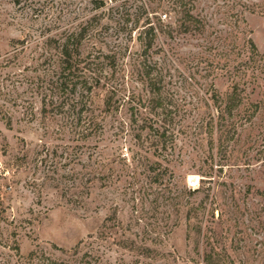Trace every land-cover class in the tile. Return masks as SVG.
Masks as SVG:
<instances>
[{
  "label": "rangeland",
  "instance_id": "obj_1",
  "mask_svg": "<svg viewBox=\"0 0 264 264\" xmlns=\"http://www.w3.org/2000/svg\"><path fill=\"white\" fill-rule=\"evenodd\" d=\"M177 1L0 0V264H205L209 252L264 264V0L186 1L204 27L194 34L168 13ZM158 19L171 29L145 51ZM81 30L82 57L104 71L87 137L80 90L56 86L61 45ZM149 79L179 131L154 155L140 130ZM234 86L240 105L210 134L208 98ZM189 189L177 213L161 197Z\"/></svg>",
  "mask_w": 264,
  "mask_h": 264
},
{
  "label": "trees",
  "instance_id": "obj_2",
  "mask_svg": "<svg viewBox=\"0 0 264 264\" xmlns=\"http://www.w3.org/2000/svg\"><path fill=\"white\" fill-rule=\"evenodd\" d=\"M189 3V0H179L175 3L174 7H171V10L168 11V13H173L176 16H179L180 24L178 25L180 32H183L185 34H194V33H201L203 31V23L202 21L196 17L193 14V7L187 6V2ZM163 15L166 17V13H163ZM149 26L141 33V45L145 49V51L152 48V45L154 44V40L157 37L158 34L163 33L164 28L171 29V25H166L163 20L158 19V25L154 26L151 25L150 22H147ZM82 30L75 34H70L66 39L64 40L63 44L61 45V50L59 52L60 54V62H59V73H57V81L56 86L57 89L61 90L63 93L68 92L69 94H76L79 89V93H81L80 98H78L76 104H75V123H78L81 126V136H92L93 134H96L98 131V124L93 121L95 117L91 114V108L92 103L88 102L90 95L92 93H95L96 90H99V85L102 81V75H103V68L101 65V61H99L98 57H92L90 54L86 55L85 57H82ZM81 46V47H80ZM103 62L104 60L111 61L113 58H111L108 55H103ZM95 60V61H94ZM149 74L147 73V77L149 78ZM149 92L151 93L152 97L145 100L146 107L144 103H141V106H144V109L146 112L144 113L145 118L143 119V125L141 127V131L147 128V135L150 136V140L148 143V146L150 149L153 148V154H156L158 151L165 149L167 145V141L171 140V149L174 144V140L176 138V131L174 123L167 122L165 119V116L163 115L162 109V102L159 97L160 94V88L156 86V82L154 83V79H149ZM95 90V91H94ZM237 88L234 86L232 87V90L230 93H227L226 95H220L216 91H213L212 94L209 96L208 100L212 102V105L214 106V110L216 113L215 115H210V128L208 129V132L210 134L213 133V130L216 131L218 128H222L224 125L222 124V121L224 120V116H232V111L236 109L240 105V99L239 94H237ZM238 98V99H237ZM103 103L106 105L107 110L111 108V98L105 99ZM76 105L78 109H76ZM91 105V106H90ZM223 106V107H221ZM91 107V108H90ZM84 114H87V120H85L83 123H81ZM84 124V125H82ZM208 123L206 124L207 127ZM220 126V127H218ZM173 152V151H172ZM153 171V170H152ZM161 178V174L154 173L151 177V183H157ZM195 193H197V190L188 192L185 191H179L176 192H169L167 195H165V190L162 194V198L166 202H170V205L174 208L173 211L176 213L179 211L180 205L177 201L179 198L183 197V195L193 196ZM174 201L176 203H174ZM179 206V207H177ZM175 207H177L175 209ZM199 210V206H196V208H192L191 212L193 214L197 213ZM111 219H105L103 223V227H106L107 222ZM162 221V219H161ZM108 228V227H107ZM110 230V227L108 228ZM101 234V233H100ZM109 234L106 230L104 235ZM124 234V230H123ZM123 236V235H121ZM152 240L151 241H159L161 238H164L163 233H157L154 232L151 234ZM121 245L124 244V241H120ZM125 242H128V239H125ZM133 244V243H130ZM78 248V245L74 247L76 250ZM135 247H130V249ZM134 250V249H132ZM138 256L140 259L142 258H148L153 259L154 257H150L148 255L149 252H152L151 249L148 247H138ZM209 252L204 256L203 262L205 264H212V255ZM90 255V254H89ZM91 259L97 257L95 255H90ZM102 258L99 256V264H101ZM121 262V261H120ZM131 264H140L137 261H130ZM116 262H108L107 264H115ZM96 264V263H95Z\"/></svg>",
  "mask_w": 264,
  "mask_h": 264
},
{
  "label": "built area",
  "instance_id": "obj_3",
  "mask_svg": "<svg viewBox=\"0 0 264 264\" xmlns=\"http://www.w3.org/2000/svg\"><path fill=\"white\" fill-rule=\"evenodd\" d=\"M191 185H192V183H191Z\"/></svg>",
  "mask_w": 264,
  "mask_h": 264
}]
</instances>
